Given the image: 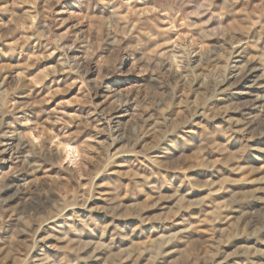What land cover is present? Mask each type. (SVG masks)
<instances>
[{"label":"rangeland","instance_id":"1","mask_svg":"<svg viewBox=\"0 0 264 264\" xmlns=\"http://www.w3.org/2000/svg\"><path fill=\"white\" fill-rule=\"evenodd\" d=\"M0 264H264V0H0Z\"/></svg>","mask_w":264,"mask_h":264},{"label":"bare ground","instance_id":"2","mask_svg":"<svg viewBox=\"0 0 264 264\" xmlns=\"http://www.w3.org/2000/svg\"><path fill=\"white\" fill-rule=\"evenodd\" d=\"M69 147H70V145H69ZM72 147V146H71ZM74 147V146H73ZM69 148L67 151H66V155H67V159L68 158H74V156L76 155V153H77V150L75 149V148ZM72 161V160H71Z\"/></svg>","mask_w":264,"mask_h":264}]
</instances>
